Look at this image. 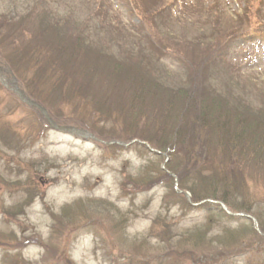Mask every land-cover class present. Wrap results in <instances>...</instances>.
<instances>
[{"label": "rangeland", "instance_id": "1", "mask_svg": "<svg viewBox=\"0 0 264 264\" xmlns=\"http://www.w3.org/2000/svg\"><path fill=\"white\" fill-rule=\"evenodd\" d=\"M0 66V264H264V0H0Z\"/></svg>", "mask_w": 264, "mask_h": 264}, {"label": "trees", "instance_id": "2", "mask_svg": "<svg viewBox=\"0 0 264 264\" xmlns=\"http://www.w3.org/2000/svg\"><path fill=\"white\" fill-rule=\"evenodd\" d=\"M205 108H203L202 110H201V115L204 117V120H206L207 122H208V120H207V117H209V114L207 113L208 111H210V110H208V108L205 106V105H203ZM210 118V117H209ZM203 120V121H204ZM206 121H204L203 123L204 124H207V122ZM202 123V126L204 125ZM218 172V171H217ZM209 184H211V181L209 182ZM228 183H226V185H227ZM232 191L234 192V190L232 189ZM206 205H209V204H206ZM238 206V209H240V210H244V211H247L248 209V207H246L245 205H243L242 203H240V205H237ZM197 239H199V238H197Z\"/></svg>", "mask_w": 264, "mask_h": 264}, {"label": "bare ground", "instance_id": "3", "mask_svg": "<svg viewBox=\"0 0 264 264\" xmlns=\"http://www.w3.org/2000/svg\"><path fill=\"white\" fill-rule=\"evenodd\" d=\"M208 112L210 113V111H208ZM208 112H207V113H208Z\"/></svg>", "mask_w": 264, "mask_h": 264}]
</instances>
